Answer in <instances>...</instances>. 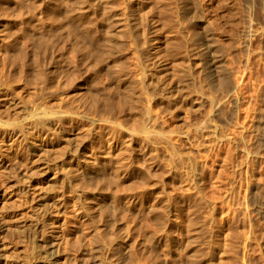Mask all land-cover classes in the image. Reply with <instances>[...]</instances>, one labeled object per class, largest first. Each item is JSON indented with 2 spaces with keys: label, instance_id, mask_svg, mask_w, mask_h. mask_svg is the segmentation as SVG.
<instances>
[{
  "label": "rangeland",
  "instance_id": "374dc122",
  "mask_svg": "<svg viewBox=\"0 0 264 264\" xmlns=\"http://www.w3.org/2000/svg\"><path fill=\"white\" fill-rule=\"evenodd\" d=\"M6 1L0 264H264V119H255L264 31L254 0ZM49 23L61 35L36 46L32 34L52 37ZM107 102L120 111L103 119L95 104ZM55 114L69 132L49 122L44 139L22 130ZM86 157L98 177L90 187L107 194L90 209L76 173Z\"/></svg>",
  "mask_w": 264,
  "mask_h": 264
},
{
  "label": "bare ground",
  "instance_id": "6f19581e",
  "mask_svg": "<svg viewBox=\"0 0 264 264\" xmlns=\"http://www.w3.org/2000/svg\"><path fill=\"white\" fill-rule=\"evenodd\" d=\"M85 0H80V3H84ZM17 2L21 3L23 2L22 0H17ZM35 4L37 6H39L40 8H44L46 7V4L45 2H41L39 3L37 0H34ZM0 3H2L3 5L6 6L7 4V1L6 0H0ZM111 3V1H110ZM2 5V6H3ZM3 9H5V7L3 6ZM106 11H108L107 7L105 8ZM87 10H81L79 11L77 14H74L71 19L72 20H76L77 22L78 21H81L85 15V12ZM112 12H107V16H108V26L110 27V30L112 28V26H114L115 24V21H114V18L111 16ZM252 19L255 21V23L258 25V28L261 30V31H264V0H254V7H253V11H252ZM117 20L119 22H122V18L121 17H117ZM42 21L44 22V18L42 19ZM42 23V22H41ZM44 24V23H42ZM46 26H49V27H52V37L50 36H45L43 33H40L39 36H35L32 34V40L33 42H37L38 45L36 46H40V44H44V46L46 47V49H48L49 46L51 45H55V40L54 38H57L58 35H61V23L60 24H56V23H53V24H47ZM30 35V33H28V36ZM63 35V33H62ZM67 36H70V34H68ZM116 36V31H115V27L112 29L111 32H109L108 34V41L112 43V41H114V37ZM76 51L77 52H81L85 57H90L91 56V53L82 48V46L80 44H77V47H76ZM9 55V59L11 61H15L17 58V55H15L14 53H10L8 54ZM20 54L18 53V56ZM27 64H24L23 66H25ZM243 73L240 75L241 79H242V76H243ZM68 73L66 71H64V75L63 76H66ZM38 75L40 76H44L45 74L41 71V72H38ZM61 78H59V80L55 81L58 83V81H61ZM52 83H54V81H52ZM241 88H242V91H243V84H241ZM240 89V87H239ZM1 91H5V90H1ZM241 91V89H240ZM2 95V94H1ZM3 99H6L7 96L6 95H2ZM97 105L96 107V110L98 112V115L103 118V119H109V118H112L114 117L115 115L118 114V112L120 111V109L118 108V104L116 102H107V103H98V104H95ZM254 108V107H253ZM34 115H38L37 113H35ZM48 120L44 119L42 116H36L33 118L32 121H30L27 125H24L22 127V130H26V128H30V129H33V131H36V132H40L39 135H41L43 137V139L45 138V125H46V122H49L51 123V125L53 126V131H56V132H61V131H66V132H69L68 130H66L67 128H64L63 126V122H64V118H62V116L58 115V114H55L54 116L52 117H49L47 118ZM255 119L256 120H260V119H264V108H260L259 107V104L256 105L255 107ZM263 127H261V129H264V122L262 124ZM72 129V128H71ZM6 131V130H5ZM43 131V132H42ZM15 132V130L12 128L11 130H8L7 133L9 134H13ZM70 135H72V133H70ZM69 134H64V137L66 140H68V142H71L72 140H74L73 136H70ZM117 136V135H116ZM42 139V140H43ZM42 143V142H41ZM75 146H76V150H79L80 147L82 146L81 143L79 142H75ZM91 154V153H90ZM79 165V163H78ZM83 167L84 170H82L81 172V176H80V173L78 171H81L78 167H77V170H76V173L78 174V176L82 179V184H84V188L87 190L88 194L91 195V198L90 200H88V208H94L96 205H102L103 204V201L106 200L107 198V194L104 193L103 191H99L97 192L98 190L94 189L93 187L91 188L90 186L93 185L94 183V180H98V177H96L95 175L93 176V170H94V167L92 165V160L91 159H88V157H86L83 161V164L80 165ZM121 167H122V164H121ZM88 176V177H87ZM84 177H86L84 179ZM96 192L98 194H96Z\"/></svg>",
  "mask_w": 264,
  "mask_h": 264
}]
</instances>
